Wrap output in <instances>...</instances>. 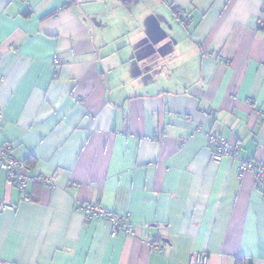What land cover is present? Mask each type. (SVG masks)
Returning a JSON list of instances; mask_svg holds the SVG:
<instances>
[{
    "label": "crops",
    "instance_id": "0c3cea01",
    "mask_svg": "<svg viewBox=\"0 0 264 264\" xmlns=\"http://www.w3.org/2000/svg\"><path fill=\"white\" fill-rule=\"evenodd\" d=\"M0 113V145L56 185L0 167V261L264 264V185L195 131L264 164V0H0Z\"/></svg>",
    "mask_w": 264,
    "mask_h": 264
},
{
    "label": "built area",
    "instance_id": "2783aa9c",
    "mask_svg": "<svg viewBox=\"0 0 264 264\" xmlns=\"http://www.w3.org/2000/svg\"><path fill=\"white\" fill-rule=\"evenodd\" d=\"M178 9L174 10V13H179ZM220 62H224V59L219 58ZM53 65L59 66L61 61L58 57L54 56ZM78 103H81L80 99H77ZM253 103V100H249ZM204 115H211L210 110H202ZM256 113L263 116V113L257 108ZM86 118H93L92 114H87ZM2 121V115L0 113V123ZM197 133H202L206 139L207 147L211 154V162L213 164H219L226 157H231L238 162L239 178H242L244 173L250 172L255 176V180L258 184L264 185V164L254 160H244L238 157L236 152L231 148L229 142L220 136L213 134L211 131H205L203 125L196 127ZM0 167L5 171L6 183L19 192L25 190L29 183L36 185L55 188V183L48 176H40L39 174H33L31 166L24 161L17 160L11 153V147L8 144L0 145ZM25 200H28L26 197ZM1 209H9L10 206L1 203ZM75 210L79 212L85 223L92 221L101 222L109 227V235L111 237L116 236L118 233H122L128 237L135 238L132 226L130 224L129 214H116L112 210H109L100 204L93 202H86L77 204ZM147 247L154 251L161 252L163 247L157 245L151 241H140ZM0 264H11L8 262L0 261ZM188 264H207V257L200 252H193L190 255Z\"/></svg>",
    "mask_w": 264,
    "mask_h": 264
},
{
    "label": "trees",
    "instance_id": "16d2710c",
    "mask_svg": "<svg viewBox=\"0 0 264 264\" xmlns=\"http://www.w3.org/2000/svg\"><path fill=\"white\" fill-rule=\"evenodd\" d=\"M54 14H55V13H53L52 15H54ZM175 14H177V13H175ZM237 264H241V261H238Z\"/></svg>",
    "mask_w": 264,
    "mask_h": 264
}]
</instances>
